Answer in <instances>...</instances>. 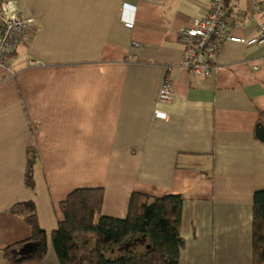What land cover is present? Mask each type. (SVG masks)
<instances>
[{
    "label": "crops",
    "instance_id": "0c3cea01",
    "mask_svg": "<svg viewBox=\"0 0 264 264\" xmlns=\"http://www.w3.org/2000/svg\"><path fill=\"white\" fill-rule=\"evenodd\" d=\"M16 1L29 29L0 65V264L1 249L32 234L10 211L30 200L47 234L39 264H60L51 234L60 204L80 188H103L102 214L116 218L133 192L180 195V264H252L264 44L228 42L215 71L194 78L180 65V32L211 0ZM124 2L137 7L133 28L120 19ZM228 12L236 35L252 38L264 24V0H231ZM166 78L174 97L159 103ZM32 150L34 190L24 182Z\"/></svg>",
    "mask_w": 264,
    "mask_h": 264
},
{
    "label": "trees",
    "instance_id": "16d2710c",
    "mask_svg": "<svg viewBox=\"0 0 264 264\" xmlns=\"http://www.w3.org/2000/svg\"><path fill=\"white\" fill-rule=\"evenodd\" d=\"M4 1L0 0V8ZM230 8L231 0H224L225 17ZM27 162L24 182L34 190L38 154L30 151ZM103 201V188H80L60 204L61 218L51 234L60 264H180V254L186 246L180 231L182 196L152 197L133 192L125 218L102 214ZM10 211L31 227L32 234L1 249L5 261L42 263L48 244L36 203L21 202ZM252 245V264H264V190L253 196Z\"/></svg>",
    "mask_w": 264,
    "mask_h": 264
},
{
    "label": "built area",
    "instance_id": "2783aa9c",
    "mask_svg": "<svg viewBox=\"0 0 264 264\" xmlns=\"http://www.w3.org/2000/svg\"><path fill=\"white\" fill-rule=\"evenodd\" d=\"M224 0H211L208 15L191 28L180 32V42L183 48L181 67L188 71L192 77L210 76L216 69L215 57L223 46L228 43L241 45L264 44V24L258 25V35L245 38L233 33L232 24L224 16ZM121 20L126 28H133L136 20L137 7L124 2L121 5ZM258 8L255 6L254 11ZM29 24L23 19L18 10L16 0H6L0 8V65L7 66L14 57L18 45L27 33ZM136 45H138L136 43ZM31 64H36L31 62ZM174 97L170 79L166 78L160 89L158 102H170ZM155 116L167 119V114L161 110Z\"/></svg>",
    "mask_w": 264,
    "mask_h": 264
},
{
    "label": "water",
    "instance_id": "95a60500",
    "mask_svg": "<svg viewBox=\"0 0 264 264\" xmlns=\"http://www.w3.org/2000/svg\"><path fill=\"white\" fill-rule=\"evenodd\" d=\"M257 137L261 141H264V126L261 124L257 128Z\"/></svg>",
    "mask_w": 264,
    "mask_h": 264
}]
</instances>
